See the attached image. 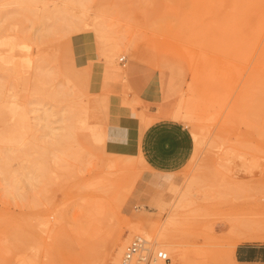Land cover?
Returning <instances> with one entry per match:
<instances>
[{
	"label": "rangeland",
	"instance_id": "rangeland-1",
	"mask_svg": "<svg viewBox=\"0 0 264 264\" xmlns=\"http://www.w3.org/2000/svg\"><path fill=\"white\" fill-rule=\"evenodd\" d=\"M259 1L0 0V50L19 41L30 59L0 64V136L15 139L0 138V264H112L134 220L150 242L164 227L170 264H231L237 244L264 243ZM175 106L186 120L164 119L193 154L156 173L131 155L145 119Z\"/></svg>",
	"mask_w": 264,
	"mask_h": 264
},
{
	"label": "crops",
	"instance_id": "crops-1",
	"mask_svg": "<svg viewBox=\"0 0 264 264\" xmlns=\"http://www.w3.org/2000/svg\"><path fill=\"white\" fill-rule=\"evenodd\" d=\"M138 65L128 68L126 77L135 76ZM131 140L136 144L137 129H131ZM140 154L148 168L156 173L173 174L187 165L192 152V138L181 123L161 119L143 131L139 139ZM172 182L175 183L174 179ZM231 264H264V243H240L233 248Z\"/></svg>",
	"mask_w": 264,
	"mask_h": 264
},
{
	"label": "bare ground",
	"instance_id": "bare-ground-1",
	"mask_svg": "<svg viewBox=\"0 0 264 264\" xmlns=\"http://www.w3.org/2000/svg\"><path fill=\"white\" fill-rule=\"evenodd\" d=\"M72 1H74V2H77V0H72ZM255 2H257V0H254ZM255 2H253L255 5H253V3L251 2V4L253 5V8H256V7H254V6H258V4H259V0H258V2L257 3H255ZM248 4V5H247ZM246 4V6L248 7L249 6V8L252 6V5H249V2ZM250 9H252V8H250ZM258 9V8H257ZM251 11H253V9L251 10ZM259 13V10H258V12H257V14ZM262 17V18H261ZM260 18L262 19V22L264 21V16H261ZM260 18L258 17L257 19H259V22L258 21H256V23H254V24H256L255 25V27L253 26L252 28L253 29H255L254 30V33L253 34H255L254 35V37L252 38V42H253V45L256 43L255 41H256V37L257 36H259L260 34H261V32L263 31V29H264V26H263V23L261 22V20H260ZM262 23V24H261ZM253 24V25H254ZM258 25V26H257ZM251 28V29H252ZM253 29L251 30V32L253 31ZM253 36V35H252ZM20 42L18 41V42H8V43H6L5 45H6V48H5V50H3V51H1L0 50V64H10V63H12L11 64V70H13L14 71V69H13V66L12 65H14V66H20V67H23L24 66V64H27V63H29L30 64V59H26L27 60V62H25L23 59H22V57H21V61H19V60H16L15 59V57H16V53H15V51H16V48H18L17 46H19L20 47ZM19 50V49H18ZM21 52H22V50H20ZM19 51V52H20ZM118 51V46L116 45V44H109V45H107L105 48H103V56H104V59L106 60V61H109L110 59H112V57H113V55L114 54H116V52ZM3 52H4V54H3ZM5 52H7V53H10V52H12V54L11 55H9V54H5ZM19 54H21V53H19ZM18 54V55H19ZM26 56V55H25ZM20 58V57H19ZM261 58H262V65H263V70H262V74H261V76H260V85H262L263 87H264V48H263V53L261 54ZM22 63H24V64H22ZM29 64H27L28 66H29ZM23 65V66H22ZM122 73H124V72H122ZM217 85V84H216ZM213 89V88H212ZM176 107V106H175ZM11 115H15L14 113H15V111H16V109H15V107H13V106H11ZM177 108V107H176ZM176 108H169V109H165V108H163V109H160L159 110V112H158V114H157V116H154V117H148V118H146L145 119V122H144V130L149 126V125H151L154 121H156L157 119L159 120V118H162V119H164V118H171V119H176V120H186V114H183V112L179 109V107L176 109ZM18 115V119H19V121L20 122H26V116H25V114H23V113H19V114H17ZM0 117H1V115H0ZM157 117V118H156ZM188 118V117H187ZM188 120V119H187ZM25 125V124H24ZM7 136L8 137H3V136H0V138L1 139H5V140H7V141H14L15 139H14V136L12 137V134L11 135H9V134H7ZM194 140H196V135H194ZM196 143H197V140H196ZM199 143L200 142H198V144H197V146H199ZM197 146H196V149H195V153L197 152ZM193 150H194V147H193ZM140 150H139V144L136 146V148L134 149V151H133V154L131 155L132 156V158H136V159H138V161L141 163V164H143L144 166L146 165V163H145V161L143 160V158H142V156H141V154H140ZM192 154H193V152H192ZM127 160V159H126ZM173 184V183H172ZM174 185H176V183L175 184H173V186ZM170 190H172L171 189V187H170ZM174 191L176 192V189H174ZM173 197H174V194H173ZM140 201V200H139ZM140 204V203H139ZM141 205V204H140ZM136 207H138V206H136ZM139 208H141V207H139ZM133 209H134V207H133ZM137 209V208H136ZM142 209V208H141ZM136 218H138V215H134V216H132V219H136ZM134 224H133V226H132V228H131V230H130V234L131 235H137V234H142L143 233V230L142 229H144V227H145V225L144 224H142L140 221H138V220H134ZM118 237V236H117ZM117 237H113V238H111L110 240H109V242H108V254H109V256L111 257L112 256V254H114V251H115V249H116V238ZM129 237V236H128ZM127 237V238H128ZM154 239H153V241H152V243L154 244V246H156V247H158V248H160V249H165L164 251H166L167 253L168 252H170L171 251V249L170 248H168V246H167V244L165 243V241L166 240H168L169 239V237H168V235L165 233V231H164V227L163 226H161V227H159V228H157L156 229V232H155V234H154ZM148 240V239H147ZM126 242V241H125ZM242 242V241H241ZM124 246H125V244H123ZM123 245L121 246V247H119V249L117 250V252H116V256L112 259V264H119V262H120V258H121V254H122V251H123ZM233 250L231 251V253H230V257H231V259L234 261V259H233ZM169 256V255H168ZM120 257V258H119ZM170 260V259H169ZM96 263H98V262H96ZM83 264H91L90 262L88 263V261H84L83 262ZM152 264H170V263H168V262H162V261H154Z\"/></svg>",
	"mask_w": 264,
	"mask_h": 264
},
{
	"label": "built area",
	"instance_id": "built-area-1",
	"mask_svg": "<svg viewBox=\"0 0 264 264\" xmlns=\"http://www.w3.org/2000/svg\"><path fill=\"white\" fill-rule=\"evenodd\" d=\"M124 61L125 57L119 58V62ZM154 261L168 262V253L142 236H133L124 246L119 264H152Z\"/></svg>",
	"mask_w": 264,
	"mask_h": 264
}]
</instances>
